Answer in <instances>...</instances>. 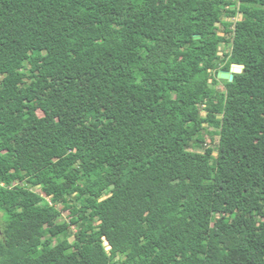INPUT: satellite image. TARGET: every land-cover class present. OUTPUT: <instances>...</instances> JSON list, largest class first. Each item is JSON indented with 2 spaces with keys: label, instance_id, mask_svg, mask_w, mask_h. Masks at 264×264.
<instances>
[{
  "label": "trees",
  "instance_id": "1",
  "mask_svg": "<svg viewBox=\"0 0 264 264\" xmlns=\"http://www.w3.org/2000/svg\"><path fill=\"white\" fill-rule=\"evenodd\" d=\"M0 213V264H264V0H0Z\"/></svg>",
  "mask_w": 264,
  "mask_h": 264
},
{
  "label": "rangeland",
  "instance_id": "2",
  "mask_svg": "<svg viewBox=\"0 0 264 264\" xmlns=\"http://www.w3.org/2000/svg\"><path fill=\"white\" fill-rule=\"evenodd\" d=\"M240 17H237L236 19H239ZM235 19V20H236ZM226 37H227V39H228V41L231 43V41H232V36H228V35H226ZM229 51V46H228V48H224V46L221 48V53L220 54H223V53H226V52H228ZM209 130V132H213V131H215L213 128H211V127H209L208 128ZM206 142H207V146H210V147H212L213 149H216L217 148V146H218V142H219V137L217 136V135H215L214 137H211V135H206ZM198 148V150L199 151H202L203 149L201 148V146H198L197 147ZM32 190H34V191H37V192H39V193H41L42 195H44V196H46V197H49L48 195H47V189H46V187L45 186H43V185H37L36 186V184H34L33 186H32V188H31ZM62 206H59V208H61ZM68 212H64L63 213V218L64 219H68ZM2 224H3V215H2V213H0V228H1V226H2ZM73 228V231H76V227L75 226H72Z\"/></svg>",
  "mask_w": 264,
  "mask_h": 264
},
{
  "label": "water",
  "instance_id": "3",
  "mask_svg": "<svg viewBox=\"0 0 264 264\" xmlns=\"http://www.w3.org/2000/svg\"><path fill=\"white\" fill-rule=\"evenodd\" d=\"M198 37L199 36H196V38H198ZM243 70H244L243 65L233 64L229 71L220 70L218 73V78L232 81L234 74H240L243 72Z\"/></svg>",
  "mask_w": 264,
  "mask_h": 264
}]
</instances>
